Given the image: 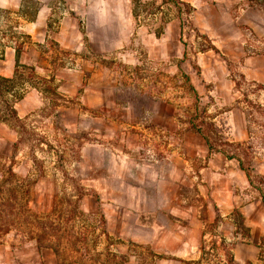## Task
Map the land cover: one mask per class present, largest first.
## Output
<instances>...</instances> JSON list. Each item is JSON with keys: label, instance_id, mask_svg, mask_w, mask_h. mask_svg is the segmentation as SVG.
I'll list each match as a JSON object with an SVG mask.
<instances>
[{"label": "crops", "instance_id": "crops-1", "mask_svg": "<svg viewBox=\"0 0 264 264\" xmlns=\"http://www.w3.org/2000/svg\"><path fill=\"white\" fill-rule=\"evenodd\" d=\"M176 1L194 8L195 41L207 42L197 51L203 56L193 68L197 77L188 83L198 94L207 89L213 113L181 111V20L154 28L148 24L157 19L154 15L134 13L138 0H0V14L19 12L24 41L0 45V79L16 80L21 66L39 70L42 56L53 53L40 44L50 39L66 54L79 56L76 73L64 75L63 83L86 88L94 102L92 117L103 122V139L112 141L93 147L96 158L86 163L103 201L108 235L122 244L144 246L163 262L180 263L194 261L209 225L232 223L235 210L251 235L250 244L253 240L258 247L264 237V188L256 187V180L264 182V124L256 123L252 131V115L242 94L235 96L239 84L232 78L238 71L241 84L264 88V11L256 0ZM58 4L64 11L52 34ZM142 56L153 60L165 79H137L135 66ZM172 57L176 61L168 65ZM124 65L134 76L128 81ZM168 73L178 80L174 91ZM261 92L256 101L264 117ZM252 136L259 142L246 154ZM99 152L105 159H99Z\"/></svg>", "mask_w": 264, "mask_h": 264}, {"label": "rangeland", "instance_id": "rangeland-1", "mask_svg": "<svg viewBox=\"0 0 264 264\" xmlns=\"http://www.w3.org/2000/svg\"><path fill=\"white\" fill-rule=\"evenodd\" d=\"M138 2L134 13L149 18L154 15L157 19L148 23L154 28L175 18L181 20L185 34L184 53L177 58L178 79L184 85L181 111L213 113L207 89L198 94L188 83L197 77L193 68L198 69V61L203 59L197 51L207 45L195 41L191 22L194 8L184 2L173 7L159 0ZM256 2L257 9L264 11V0ZM58 6L51 18L52 34L58 28L59 13L64 11ZM19 23L18 11L0 14V45L15 46L19 41L23 45ZM248 37H254L251 30ZM40 46L52 48L53 53L42 56L39 70L21 66L17 81H0V264H264V237L258 247L253 240L250 244L251 235L236 210L232 223L218 219L209 225L194 261L163 262L161 255L144 246L122 244L109 237L103 201L93 189L95 176L86 163L92 164L96 158L93 147H102V143L107 147L112 141L103 139L104 124L92 117L94 102L86 88L63 83L64 75L76 73L79 56L66 54L54 39ZM175 61L172 57L168 65ZM124 67L123 76L128 81L134 76ZM154 67L153 60L140 57L136 78L159 80ZM238 74L235 71L232 76L239 84L235 96L242 94L245 110L252 115L253 131L256 123L264 124L262 108L256 101L264 88L241 84ZM177 81L168 73L167 83L173 91ZM129 93L125 90L123 94ZM257 139L252 136L248 140L246 154L256 147ZM237 151L231 150L241 153ZM104 152H99L100 160L105 159ZM257 181L256 187L264 188V182Z\"/></svg>", "mask_w": 264, "mask_h": 264}, {"label": "trees", "instance_id": "trees-1", "mask_svg": "<svg viewBox=\"0 0 264 264\" xmlns=\"http://www.w3.org/2000/svg\"><path fill=\"white\" fill-rule=\"evenodd\" d=\"M261 1V0H260ZM164 3H172L174 4L175 6L179 5V3L176 1V0H163ZM0 81L4 82V83H8L9 81L7 80H3V79H0ZM11 112V111H10ZM11 114L13 115L14 112H11ZM15 117V116H14Z\"/></svg>", "mask_w": 264, "mask_h": 264}]
</instances>
